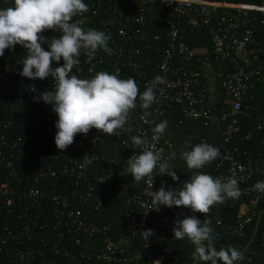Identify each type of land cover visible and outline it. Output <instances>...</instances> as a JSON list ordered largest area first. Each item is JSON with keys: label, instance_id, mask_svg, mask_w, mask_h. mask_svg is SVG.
I'll return each instance as SVG.
<instances>
[{"label": "built area", "instance_id": "built-area-1", "mask_svg": "<svg viewBox=\"0 0 264 264\" xmlns=\"http://www.w3.org/2000/svg\"><path fill=\"white\" fill-rule=\"evenodd\" d=\"M84 3L89 11L73 20L80 21L85 30L92 28L110 35L108 46L112 51L98 50L92 60L82 54L78 71L74 68L73 72L82 79L100 71L120 79L132 78L139 93L155 76L162 82L154 90L156 99L149 109H143L138 100L130 110L124 126L127 130L117 129L108 135L90 129L87 135L77 134L64 151L54 144L57 117L51 105L39 100L42 92L54 90L51 77L39 79L38 85L15 88L7 95L11 100L5 110H0V264H164L168 252L160 215L169 208L154 210L145 194L159 190L162 184L165 190L174 189L171 177L159 175L154 169L151 179L145 177L142 184L134 186L124 200L126 210L122 214L129 235L120 241L92 215L110 199L121 196L117 191L118 173L127 172V160L144 149L143 145H132L131 138L145 139L176 172L180 156L165 134L152 138L155 125L172 112L195 127L203 126V130L217 125L218 132L228 140L241 131L243 102L255 87L254 79L264 81V64L251 68L241 65L259 57L264 61V44L257 50L248 49L258 44L257 31L250 24L259 20L264 25V0L260 5L223 0ZM11 4L12 0H0V8ZM157 21L166 28L165 41L160 45L153 44L160 38L150 29L151 22L154 26ZM194 30L210 34L219 61L217 69L210 61L195 68L194 60L206 52L186 42ZM41 35L50 42L60 33L45 30ZM42 47L48 50L47 44ZM12 52L15 54L5 51L0 57L5 62L0 65V77L10 74L23 79L19 72L26 49L16 45ZM60 65L54 63L52 67ZM4 91L8 90L0 88V104L8 101ZM250 139V135L246 137ZM234 154L235 150L226 151L228 171L218 178L237 180L239 197L245 204L239 223L229 232L241 235L264 201V194L252 190L257 181L264 180V158L242 164ZM189 215H194L191 210ZM149 230L151 233H144ZM260 243L264 249V234ZM128 247L135 249L128 253ZM247 259L245 264L256 260L264 264L262 258Z\"/></svg>", "mask_w": 264, "mask_h": 264}, {"label": "clouds", "instance_id": "clouds-1", "mask_svg": "<svg viewBox=\"0 0 264 264\" xmlns=\"http://www.w3.org/2000/svg\"><path fill=\"white\" fill-rule=\"evenodd\" d=\"M88 11L84 0H12L11 6L0 8V57L6 49L11 51L19 45L26 49L19 75L33 80L51 77L55 82L54 90L42 92L39 100L51 105L57 117L54 144L60 151L72 145L77 134L87 135L90 129L108 135L117 129L127 130L124 126L129 112L136 107L138 88L132 78L120 79L100 71L89 79H82L73 72L82 54L92 60L98 50L112 51L108 46L110 35L92 28L85 30L80 21L73 20ZM45 30L58 31L60 35L48 42L40 35ZM44 44L48 50H44ZM54 63L60 66L52 67ZM161 82V77L155 76L139 93L143 109H149L154 103V90ZM166 128L167 121L156 124L152 138L164 134ZM131 143L144 146L139 155H132L127 160L126 171L135 182L139 183L145 177L151 179L154 169L173 181L178 179L174 167L167 160L162 161L145 139L134 136ZM189 148L181 153L188 170H200L219 156L218 148L207 143ZM252 190L264 194V180L257 181ZM145 195L151 198V205L157 211L161 206L169 209L184 207L192 213L207 214L213 205L222 203L225 198H238L240 189L233 177L224 180L197 171L179 191L165 190L162 184L159 190ZM172 232L175 240L187 239L193 245L192 258L203 264H240L243 259V253L234 247L216 249L209 219L201 221L196 215L185 216L174 221Z\"/></svg>", "mask_w": 264, "mask_h": 264}, {"label": "trees", "instance_id": "trees-1", "mask_svg": "<svg viewBox=\"0 0 264 264\" xmlns=\"http://www.w3.org/2000/svg\"><path fill=\"white\" fill-rule=\"evenodd\" d=\"M227 2H236V3H248L253 5H260L263 0H223ZM260 19V15L258 14ZM161 21L151 22L152 27L150 28L155 35L159 36V41L153 43L154 45H160L165 41L166 28ZM250 27L256 29V41L257 45L249 46V50L258 49L264 44V25L260 24L259 20L252 22ZM41 35V34H40ZM186 42L191 48H201L205 50V54L199 55L195 60V68L200 67L206 62L213 63V69L219 67V61L216 58V53L211 42V36L206 30H201L198 32L194 30L190 33ZM12 54V50L6 49ZM147 53V50H143ZM5 62L0 60V65H3ZM248 64V67H263L264 61L259 58H254L249 60L248 63H242L241 65L245 66ZM255 87L253 90H249L242 107V115L240 118V133L233 135L230 139L226 140L225 136L222 135V132L215 133L214 136L204 135L205 129L203 126L189 124L185 122L180 115H176L172 112H169L165 119L162 121H167V128L165 129V136L171 140L174 145L176 152L179 154V164L177 165L176 176L177 180L172 181L175 191H179L180 187L184 182L188 181L195 172L202 171L209 174L213 178L220 177L228 171L229 164L225 160V153L228 150H235L236 159L242 164H252L256 163L260 159L264 158V81L261 78H255ZM53 81V80H52ZM206 85L210 87L208 79H205ZM40 83L39 79H29V78H19L14 75H2L0 77V88H4L8 91L2 93L4 96H7L15 88L21 87L23 85H38ZM48 84V83H47ZM50 84V82H49ZM217 91L220 93V98L223 99V90L220 86L217 87ZM143 92V90L141 89ZM213 88L209 89L207 92V99L212 95ZM7 100L3 104H0V110H5L10 102V97L7 96ZM139 100V91L138 96L135 101L136 105ZM11 116H18V114L12 113ZM261 120V121H260ZM261 127V128H260ZM251 136L250 140H246L247 136ZM207 143L218 148L219 156L210 164L206 165L200 170H188L184 161L181 158V153L186 150H190L189 146ZM120 171V169H118ZM117 177V191L121 192L120 197H114L108 201L103 208L92 213L93 218L102 226H107L110 229V232L116 241H120L123 237L128 236L129 232L124 225L123 216L125 208V199L130 195L132 189L136 185L142 184V180L137 183L133 180L131 175L128 172H119ZM123 190V191H122ZM245 204L244 198L238 197L235 199L225 198L222 203L213 205L207 214L193 213L198 219L203 221L204 219H209L210 227L214 230L215 240L214 246L217 250L221 247H234L238 251H242L250 240L259 212L264 209V201L260 203L258 209L255 212L253 221L246 225L242 231V234H231L230 227L237 225L240 221L239 214L242 209V205ZM188 208L173 207L169 210L164 211L160 215L161 226L163 231L166 233L164 246L168 252L167 258L164 264H203L198 260L192 258L194 251L193 245L187 240L177 241L173 238L172 229L174 227V221L177 219H183L185 216L189 215ZM121 214L120 217L117 215ZM219 223V225H218ZM262 234H264V216L261 220L259 227L258 235L250 246L246 253V257L242 264L248 262V257L252 256L253 259H264V249L260 248L261 243L260 239ZM135 248H133L134 250ZM131 250L128 247V253H131ZM252 264V263H251ZM253 264H258L257 260Z\"/></svg>", "mask_w": 264, "mask_h": 264}, {"label": "water", "instance_id": "water-1", "mask_svg": "<svg viewBox=\"0 0 264 264\" xmlns=\"http://www.w3.org/2000/svg\"><path fill=\"white\" fill-rule=\"evenodd\" d=\"M117 216L120 217L121 214H118ZM263 216H264V209L259 212L258 219H257L256 225H255V228H254V231H253V234H252L250 240L248 241V243L245 246V248L242 251H240V252L243 253V259L240 262V264L243 262V260L245 258V255H246V252L248 251V249L250 248V246L253 244V242L255 241V239H256V237L258 235L259 227H260L261 220H262Z\"/></svg>", "mask_w": 264, "mask_h": 264}, {"label": "crops", "instance_id": "crops-1", "mask_svg": "<svg viewBox=\"0 0 264 264\" xmlns=\"http://www.w3.org/2000/svg\"><path fill=\"white\" fill-rule=\"evenodd\" d=\"M218 129L219 127L216 125L214 126L212 129H207L204 133V135L210 137V136H214L215 133H218Z\"/></svg>", "mask_w": 264, "mask_h": 264}, {"label": "bare ground", "instance_id": "bare-ground-1", "mask_svg": "<svg viewBox=\"0 0 264 264\" xmlns=\"http://www.w3.org/2000/svg\"><path fill=\"white\" fill-rule=\"evenodd\" d=\"M247 253V252H246ZM245 257H246V255H245ZM245 259V258H244ZM244 261V260H243ZM242 264V263H241Z\"/></svg>", "mask_w": 264, "mask_h": 264}]
</instances>
